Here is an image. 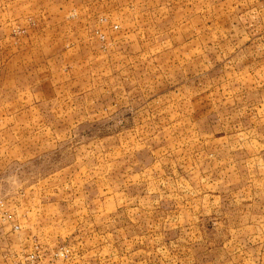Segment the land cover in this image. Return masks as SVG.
I'll list each match as a JSON object with an SVG mask.
<instances>
[{
    "label": "rangeland",
    "instance_id": "rangeland-1",
    "mask_svg": "<svg viewBox=\"0 0 264 264\" xmlns=\"http://www.w3.org/2000/svg\"><path fill=\"white\" fill-rule=\"evenodd\" d=\"M247 1L0 0V264H264Z\"/></svg>",
    "mask_w": 264,
    "mask_h": 264
},
{
    "label": "crops",
    "instance_id": "crops-1",
    "mask_svg": "<svg viewBox=\"0 0 264 264\" xmlns=\"http://www.w3.org/2000/svg\"><path fill=\"white\" fill-rule=\"evenodd\" d=\"M247 4L246 13H242L245 17L242 18L244 24L257 29L261 26L264 27V0H248ZM261 38H264V34ZM39 264H46V262L43 259Z\"/></svg>",
    "mask_w": 264,
    "mask_h": 264
},
{
    "label": "built area",
    "instance_id": "built-area-1",
    "mask_svg": "<svg viewBox=\"0 0 264 264\" xmlns=\"http://www.w3.org/2000/svg\"><path fill=\"white\" fill-rule=\"evenodd\" d=\"M42 251L37 248V252L31 253L27 256L26 260L24 261H18L13 264H39L41 261V253ZM55 256H66L69 253V249L65 248L63 246L57 248V250L54 252Z\"/></svg>",
    "mask_w": 264,
    "mask_h": 264
}]
</instances>
